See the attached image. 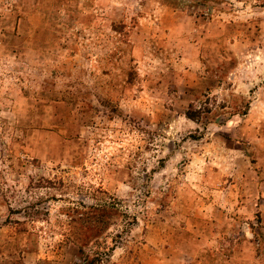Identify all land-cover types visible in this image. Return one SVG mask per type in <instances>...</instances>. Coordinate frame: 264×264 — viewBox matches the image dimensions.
I'll list each match as a JSON object with an SVG mask.
<instances>
[{"label":"rangeland","instance_id":"374dc122","mask_svg":"<svg viewBox=\"0 0 264 264\" xmlns=\"http://www.w3.org/2000/svg\"><path fill=\"white\" fill-rule=\"evenodd\" d=\"M91 259L264 264V0H0V264Z\"/></svg>","mask_w":264,"mask_h":264},{"label":"trees","instance_id":"16d2710c","mask_svg":"<svg viewBox=\"0 0 264 264\" xmlns=\"http://www.w3.org/2000/svg\"><path fill=\"white\" fill-rule=\"evenodd\" d=\"M188 117H194L191 113H187ZM87 264H93L92 259L89 262H86Z\"/></svg>","mask_w":264,"mask_h":264}]
</instances>
